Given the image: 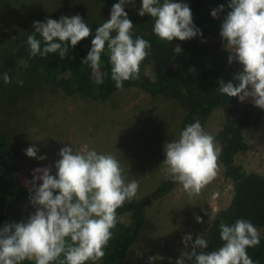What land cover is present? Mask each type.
<instances>
[{
    "label": "clouds",
    "instance_id": "obj_1",
    "mask_svg": "<svg viewBox=\"0 0 264 264\" xmlns=\"http://www.w3.org/2000/svg\"><path fill=\"white\" fill-rule=\"evenodd\" d=\"M129 3L134 5V0H119L112 6L110 18L97 27L91 48L82 60L91 69L96 85L104 82L101 58L106 48L111 79L117 89H122L125 81L139 79L140 65L151 54V43L133 33L134 26L125 11ZM227 7L230 10L223 18L219 35L229 53L228 64L238 63L241 68L229 82L219 79L217 89L240 102L251 98L256 107L264 110V0H229ZM224 11V5H220L211 11V16L217 18ZM145 14L153 18V34L161 41L202 36L186 3L142 0L138 15ZM33 27L35 31L26 39L32 57L58 53L65 59L69 44L74 48L92 33L79 14L34 21ZM173 51L181 54L183 50L177 44ZM0 79L5 84L12 82L6 72L0 74ZM16 83L23 85L22 80ZM163 151L167 178L189 195L199 193L217 175L220 149L198 119L186 125L178 138L166 141ZM25 154L46 159L37 157L35 147H28ZM59 156L55 176L50 175L49 168L32 172L29 201L35 213L26 222L0 227V264H95L104 257L117 224V209L136 198L139 182L127 180L121 162L110 153L76 151L71 145L61 148ZM195 219L203 222L199 216ZM219 230L223 244L212 251H205L208 241L203 236L197 235L193 243L192 235L186 234L182 241L186 250L176 264L193 260L195 264H254L247 249L260 243L256 226L237 219L231 225L221 222ZM162 259L149 257V264Z\"/></svg>",
    "mask_w": 264,
    "mask_h": 264
},
{
    "label": "rangeland",
    "instance_id": "obj_2",
    "mask_svg": "<svg viewBox=\"0 0 264 264\" xmlns=\"http://www.w3.org/2000/svg\"><path fill=\"white\" fill-rule=\"evenodd\" d=\"M119 0H0V39L22 32L24 25L34 21L79 14L92 31L110 18V11ZM142 0L125 7L133 24V33L146 29L138 11ZM223 46V44H222ZM141 71L149 75L146 67ZM8 73L11 83L0 79V131L14 149L12 165L18 172L32 175L35 167L49 168L57 173L55 163L61 148L71 146L76 151L94 149L110 153L119 159L127 180L139 182L136 198L151 192L166 177L163 146L179 135L184 107L171 97L151 96L140 88H124L102 100L81 95H64L44 91L38 77L14 67ZM22 80L23 85L16 83ZM245 101H252L251 98ZM222 112L215 110L206 119L204 130L214 137L221 123ZM247 149L235 156L246 170L264 174V117L257 126L244 132ZM214 143H219L214 137ZM71 144V145H70ZM28 147L37 149V157H28ZM37 165V166H35ZM232 194L231 182L218 172L212 182L199 193L189 195L181 186L173 187L144 208V224L134 243L128 248L124 264H149V257H164L152 264H168L185 250L183 238L192 241L208 228L214 213L224 208ZM27 215L35 208L30 202L15 205ZM202 218L197 223L195 217ZM117 218L127 223L126 215ZM264 236V227H257Z\"/></svg>",
    "mask_w": 264,
    "mask_h": 264
},
{
    "label": "trees",
    "instance_id": "obj_3",
    "mask_svg": "<svg viewBox=\"0 0 264 264\" xmlns=\"http://www.w3.org/2000/svg\"><path fill=\"white\" fill-rule=\"evenodd\" d=\"M174 2L189 5L193 23L200 29L202 36L185 41H161L153 34V18L145 14L142 17L146 29L136 31L134 35L141 36L151 43V54L140 65L139 79L123 82L122 89L136 87L151 96L160 95L176 99L185 109L179 133L197 119L204 129L207 117L215 110H221V123L214 137L219 143L218 161L223 168V175L231 182L232 194L228 204L213 214L208 228L201 234L208 241V249L205 251H212L223 244L219 230L221 222L231 225L237 219H246L256 227H264V174L246 170L235 161V156L244 152L248 146L244 132L258 125L264 117V110L256 107L251 101L240 102L237 97L229 98L217 89L219 79L222 78L227 83L241 68L238 63L228 64L229 53L223 48L219 35L223 18L230 10L227 7L229 0ZM220 5H224L225 11L213 18L211 11ZM22 29V32L0 39L2 71H11L18 64L25 72L36 75L47 93L77 94L92 100H102L120 90L111 79L107 48L101 58L103 84L96 85L91 69L82 64L91 48L95 31L74 48L69 44L67 57L61 59L58 53L44 57L30 56L26 39L35 29L33 25H24ZM37 38L42 39L39 34ZM177 44L183 50L181 54L173 51ZM143 67L148 69L149 75L141 71ZM13 157L14 149L0 131V227L8 223L26 222L30 217L15 205L30 202V181L33 177L24 171L18 172L17 167L14 169ZM50 175L56 174L50 171ZM174 183L166 176L151 192L138 199L126 201L117 209V215H126L129 221L124 223L117 218L116 227L112 229V239L104 249L105 255L95 264H124L126 251L143 227L145 206L165 194ZM247 254L254 264H264V236H260L259 245L247 249ZM176 260L168 264H176ZM22 264H34V261H24ZM54 264H59V261ZM87 264L93 262L88 261ZM185 264H195V261H186Z\"/></svg>",
    "mask_w": 264,
    "mask_h": 264
}]
</instances>
